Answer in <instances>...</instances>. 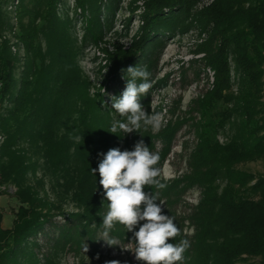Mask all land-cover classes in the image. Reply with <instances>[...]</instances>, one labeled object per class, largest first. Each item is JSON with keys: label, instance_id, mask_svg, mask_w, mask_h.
Returning a JSON list of instances; mask_svg holds the SVG:
<instances>
[{"label": "trees", "instance_id": "obj_1", "mask_svg": "<svg viewBox=\"0 0 264 264\" xmlns=\"http://www.w3.org/2000/svg\"><path fill=\"white\" fill-rule=\"evenodd\" d=\"M138 1L144 9L139 31L128 49L109 53L105 92L120 96L130 79L121 69L129 66L146 68L151 82L168 36L190 27H197L200 36L207 34L198 53L214 72L212 89L196 102L198 143L189 161L192 172L183 179L186 187L198 186L201 193L183 220L194 233L185 236L179 227L181 235L169 242L190 241L183 264H264V176L237 168L264 160V0H214L199 11L196 7L204 0ZM76 2L85 18L91 14L86 41L99 45L105 25L112 26L103 13L114 14L116 0ZM13 3L0 0V195L6 193L3 188L15 187L20 207L11 228L1 227L0 214V264H55L53 257L69 246L79 249L86 239L97 244L105 202L99 173L91 170L102 158V138L109 135L116 146L125 133L106 131L105 115L113 109L107 110L102 89H95L79 66L82 49L72 36L70 18L60 13L63 0H18L14 5L25 62L5 38L14 28ZM152 90L141 97L144 108ZM177 129L173 126L163 138L170 143ZM221 133L228 136L225 143L217 139ZM135 143L125 142L126 149ZM40 160L41 170L52 175L55 199L40 196L45 187L37 177ZM144 190L157 194L158 189ZM175 191H163L170 206ZM67 202L79 211L66 212ZM59 217L63 224L56 222Z\"/></svg>", "mask_w": 264, "mask_h": 264}, {"label": "rangeland", "instance_id": "obj_2", "mask_svg": "<svg viewBox=\"0 0 264 264\" xmlns=\"http://www.w3.org/2000/svg\"><path fill=\"white\" fill-rule=\"evenodd\" d=\"M18 0L10 5L9 11L12 12L13 29L5 34V38L11 41L12 52L18 55L24 62L28 58L26 49L22 42H19L18 23L14 13V5ZM63 5L60 7V13L68 16L72 22V36L78 47L82 49L79 56V66L85 75L92 82L95 89H102L107 103V110L111 107V97L115 96V91L110 90L105 92L104 81L109 71L108 57L109 53H114L116 48L123 47L128 49L136 34L139 31L141 24L140 15L143 13V3L138 0H116L117 7L114 14L107 15L103 13L105 21L111 19V27L105 25L103 28V37L99 45L86 41V19L91 16L89 12L85 13L78 8L76 0H63ZM214 0H204L200 3L196 10L211 5ZM111 4V3H110ZM110 4H107L111 7ZM106 5V6H107ZM104 6L102 10H105ZM136 6L139 8L135 11ZM130 20V26L123 29V26ZM207 38V34L200 36L197 27H190L185 30H178L175 35L168 36L166 44L160 50L157 69L154 71V76L151 81L150 104L145 107V110L160 113L162 116L161 127L158 131L153 132L151 128L145 130L141 128L139 132L124 134L122 140L116 141V146H111L109 135L103 137V153H106L111 148H120L122 151L126 149L125 142L131 145L137 140H144V143L153 152H158L160 156L157 167L161 169V179L167 187L158 189L157 194L159 201L163 203V213L166 211L169 216L175 217V222L178 227L182 228L185 236L191 237L194 233L193 228H190L188 223H184V218L190 213V209L196 206L201 198L200 189L198 186L186 187L187 184L183 179L190 175L192 170L189 166V161L193 151L198 143V133L200 131L201 115L198 104L196 103L209 89H212L214 81L213 70L207 68L202 61L203 54L198 53L199 45ZM42 50H47L46 42L42 40ZM23 65V63L21 64ZM164 83L163 85H159ZM238 89L235 84L234 91ZM94 93V89H92ZM123 120L114 110L105 119L108 122L106 131H110L113 118ZM173 126H178L172 141L169 143L163 137L170 132ZM228 130V129H227ZM110 133V132H109ZM127 138V141L125 140ZM228 136L225 133L218 135V140L225 143ZM4 142V137L0 136V144ZM25 147L27 145L25 144ZM171 148V149H170ZM170 152L167 156V150ZM102 159V158H101ZM165 159V160H164ZM164 160V162H163ZM43 160H40V165L37 166V177L44 179L45 187L40 191L42 197H50L55 199V193L51 189L50 180L52 175L49 172L41 170ZM163 162V163H162ZM240 171L256 176H264V160L252 163L241 164L237 167ZM183 181L184 183L180 182ZM43 185V184H42ZM167 188L175 189L177 194H174V203L170 206L167 198L164 197V190ZM5 194L0 195V214L2 215L3 229L11 228L14 225L16 214L20 207L19 200L15 197L17 189L13 186L3 188ZM104 192V190H103ZM164 195V196H163ZM178 195V196H175ZM163 198V199H161ZM105 202V214L108 211V201L103 195ZM159 202V203H160ZM66 212H78L79 209L73 203L67 202L63 204ZM56 222L64 223V220L59 217ZM138 230V228L136 229ZM117 233L133 237V233L127 232V229L120 224H116L112 230ZM113 236V237H112ZM109 235L113 245H109L103 236V231L97 233V244L91 245L88 239L84 241L81 248H73L69 246L63 252L55 255V264H105L106 261L118 260L121 264H143L142 261H137L132 251H134V242L131 240L123 241L115 235ZM42 241L44 236L39 237ZM87 247V251H85ZM98 257V258H97ZM259 262V261H257Z\"/></svg>", "mask_w": 264, "mask_h": 264}, {"label": "clouds", "instance_id": "obj_3", "mask_svg": "<svg viewBox=\"0 0 264 264\" xmlns=\"http://www.w3.org/2000/svg\"><path fill=\"white\" fill-rule=\"evenodd\" d=\"M121 71L126 72L130 79H127L126 87L119 97H111V107L124 119L114 117L109 132L115 134L119 130L130 134L139 132L141 128L158 131L162 123L161 114H149L140 102L141 97L151 89V73L146 68L137 66H129ZM138 80L141 82L137 83ZM99 155L102 159L98 167L91 171L94 174L98 171L99 184L108 201V211L101 223L103 236L106 238L103 240L113 245L109 234L116 224H120L127 232L133 233L131 241L135 247L132 252L137 261H142L143 264H183L184 253L190 248V241L181 239L179 243L169 242L181 235V229L176 224L175 217L163 213V203L159 201L158 195L144 190L145 187L152 186L157 189L167 187L162 182L161 169L157 167L159 153L151 151L141 139L132 150L122 151L117 147ZM105 264L121 262L110 260Z\"/></svg>", "mask_w": 264, "mask_h": 264}]
</instances>
